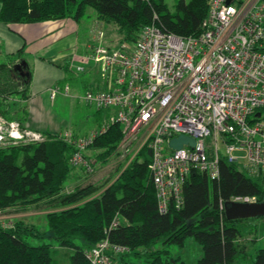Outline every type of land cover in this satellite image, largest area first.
<instances>
[{"label":"trees","instance_id":"trees-1","mask_svg":"<svg viewBox=\"0 0 264 264\" xmlns=\"http://www.w3.org/2000/svg\"><path fill=\"white\" fill-rule=\"evenodd\" d=\"M0 2V20L5 23L66 17L79 21L86 8L92 7L100 21L114 24L118 43L136 41L142 28L152 22L182 36L199 34L209 8V0H177L174 9L165 0ZM16 63L11 58L0 60V110L8 119L26 126L25 100L31 73H21ZM44 133L43 141L0 146V209L54 204L46 213L47 224L58 244L70 249L64 252L67 264H95L87 252L104 239L125 247L117 253L109 251L116 264H135L132 256L141 259V264H179L180 257L173 255L170 247L183 246L188 237L202 245L198 264H264V247L256 249L255 254L246 251L242 224L248 218L228 219L221 207L222 202L236 195L256 196L257 201H264V178L221 159L218 179L193 171L184 186L183 205L161 212L146 145L135 156L126 155L110 181L75 183L68 188L79 178L77 166L71 161L78 150V134L66 139L59 132ZM123 137L120 122L109 123L94 137L82 151L91 170L120 154ZM42 237L36 223L17 218L11 226H5L0 220V264H56L52 244L34 242ZM158 242L162 246L155 248Z\"/></svg>","mask_w":264,"mask_h":264},{"label":"built area","instance_id":"built-area-1","mask_svg":"<svg viewBox=\"0 0 264 264\" xmlns=\"http://www.w3.org/2000/svg\"><path fill=\"white\" fill-rule=\"evenodd\" d=\"M94 33L98 41L84 61L99 65L101 83L88 88L83 99L111 114L97 130L75 138L74 165L91 170L82 151L109 123L120 122L122 146L137 143L135 153L144 145L150 150L161 212L183 205L193 171L218 179L221 159L264 178V0H209L196 35L169 32L156 22L145 25L134 42L107 44L99 26ZM60 134L73 138L72 131ZM180 134L194 138V144L172 148L170 139ZM45 139L44 132L0 110V146ZM231 200L257 198L236 195ZM111 249L117 253L125 247L104 239L87 254L95 264H116Z\"/></svg>","mask_w":264,"mask_h":264},{"label":"crops","instance_id":"crops-1","mask_svg":"<svg viewBox=\"0 0 264 264\" xmlns=\"http://www.w3.org/2000/svg\"><path fill=\"white\" fill-rule=\"evenodd\" d=\"M96 23L103 28L104 23L98 18ZM97 41L94 33L91 40L81 46L78 43V21L72 17L22 23L0 20V58H11L16 62L24 60L27 62L24 66L26 72L31 73L29 96L25 100L28 108L26 126L42 132L73 131L68 128L71 122L66 123L56 117L53 102L65 92L66 85L69 91L64 94L70 93L68 76L74 72L82 75L83 82L87 81V84L101 83L99 65L92 60L84 61ZM102 41L105 42L106 37L103 36ZM78 65L84 66V70H79ZM55 87L59 90L53 95ZM30 207L8 208L3 219H24L42 212Z\"/></svg>","mask_w":264,"mask_h":264},{"label":"rangeland","instance_id":"rangeland-1","mask_svg":"<svg viewBox=\"0 0 264 264\" xmlns=\"http://www.w3.org/2000/svg\"><path fill=\"white\" fill-rule=\"evenodd\" d=\"M165 1L170 9H174V5L177 0ZM97 18V12L95 9L92 7H87L85 14L78 21V43L81 46L86 45V43L93 37L94 29L98 27L96 23ZM103 23L104 26L102 30L104 37H106L105 43L113 45L118 43L119 36L115 32L114 24L109 22ZM0 60H3V58H0ZM68 78L69 82L71 83L70 93L66 95L64 92L58 95L57 99L53 102L54 112L57 114L56 117L58 119H62L63 121H66V123L71 122L68 128L72 129L73 133H77L78 136H87L94 130H97L105 121L107 122L111 113L108 109H102L101 111H98L95 106L87 103L83 99V95L85 94L86 90L91 87H96V84H87V81L83 82L82 75H76L75 72L70 74ZM136 144L137 143L123 146L121 145L120 154L113 156L107 164L100 165L91 171L87 172L82 168L83 166H77L75 173H78L79 178L74 179L68 188L73 187L75 183H78V185H85L87 183L104 184L107 181H110L114 177L119 163L124 160L125 156L128 154H131V157L135 156V150L137 148ZM89 152L90 151H87V153ZM68 184L66 186H68ZM53 207L54 204L47 203L31 205L29 209L37 211L41 210L42 212L38 215L25 217L24 220L27 222L36 223L43 232V237L41 239H35L34 242L51 243L52 256L56 264H67L68 256H66L67 254L65 255L64 252L68 251L69 253L70 249L67 247H61L58 244L57 240L50 235L47 224L46 213L52 210ZM6 211H9L8 208L0 209V217H4V215L7 214ZM254 219L248 218V220L242 224L243 239L245 238V244L247 245L246 251L251 254H255L256 249L264 247V216H260L255 220ZM10 223H12V221H10ZM253 237L258 238H256L255 241L250 240ZM161 246L162 243L158 242L155 245V248ZM170 249L173 255L180 257L179 264H198V259L203 255L202 245L193 237H188L183 246L172 245ZM130 259L131 261H134L133 263L135 264H139V262L141 264V259L135 260L136 258L133 256Z\"/></svg>","mask_w":264,"mask_h":264},{"label":"water","instance_id":"water-1","mask_svg":"<svg viewBox=\"0 0 264 264\" xmlns=\"http://www.w3.org/2000/svg\"><path fill=\"white\" fill-rule=\"evenodd\" d=\"M26 61H21L15 64V68L20 72L23 71V67L26 66ZM190 142L194 144L195 140L192 137H189L185 134H180L178 136L172 137L169 141V144L172 148H181L184 143ZM224 211L228 219L233 218H249L264 216V201H235V200H226L224 201Z\"/></svg>","mask_w":264,"mask_h":264},{"label":"flooded vegetation","instance_id":"flooded-vegetation-1","mask_svg":"<svg viewBox=\"0 0 264 264\" xmlns=\"http://www.w3.org/2000/svg\"><path fill=\"white\" fill-rule=\"evenodd\" d=\"M26 72V70H25V68L23 67V71L21 72V73H25Z\"/></svg>","mask_w":264,"mask_h":264}]
</instances>
